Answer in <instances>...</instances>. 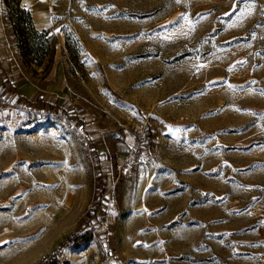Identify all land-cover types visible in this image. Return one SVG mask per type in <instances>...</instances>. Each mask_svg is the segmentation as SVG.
I'll return each mask as SVG.
<instances>
[{
    "label": "rangeland",
    "instance_id": "1",
    "mask_svg": "<svg viewBox=\"0 0 264 264\" xmlns=\"http://www.w3.org/2000/svg\"><path fill=\"white\" fill-rule=\"evenodd\" d=\"M0 47V264H264V0H0Z\"/></svg>",
    "mask_w": 264,
    "mask_h": 264
},
{
    "label": "crops",
    "instance_id": "2",
    "mask_svg": "<svg viewBox=\"0 0 264 264\" xmlns=\"http://www.w3.org/2000/svg\"><path fill=\"white\" fill-rule=\"evenodd\" d=\"M37 19V17H36ZM41 20V19H40ZM3 52V47H0V69H9V66L12 65L8 57L12 58V55L6 54ZM7 55V56H6ZM14 60L16 61V54L14 53ZM14 61V67L17 66V63ZM11 68V67H10ZM14 89L16 90L17 96L24 97L26 100L31 101L30 97L35 94L34 91L29 89V81L24 74H20L18 70H14V82L12 83ZM32 99V98H31Z\"/></svg>",
    "mask_w": 264,
    "mask_h": 264
},
{
    "label": "trees",
    "instance_id": "3",
    "mask_svg": "<svg viewBox=\"0 0 264 264\" xmlns=\"http://www.w3.org/2000/svg\"><path fill=\"white\" fill-rule=\"evenodd\" d=\"M76 239V235L72 234L69 237H67L63 242L60 243V248H62L67 243H72ZM59 259L54 256V253H52L49 256H46L44 259L39 261L37 264H59Z\"/></svg>",
    "mask_w": 264,
    "mask_h": 264
},
{
    "label": "built area",
    "instance_id": "4",
    "mask_svg": "<svg viewBox=\"0 0 264 264\" xmlns=\"http://www.w3.org/2000/svg\"><path fill=\"white\" fill-rule=\"evenodd\" d=\"M84 129V125L80 124L76 127V131H78L79 133H82ZM136 152H138V148H136Z\"/></svg>",
    "mask_w": 264,
    "mask_h": 264
}]
</instances>
